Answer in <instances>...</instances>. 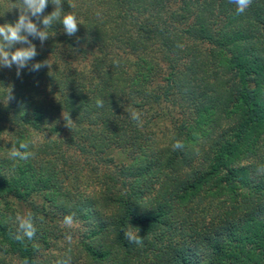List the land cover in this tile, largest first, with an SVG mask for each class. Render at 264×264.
I'll use <instances>...</instances> for the list:
<instances>
[{"label":"trees","instance_id":"1","mask_svg":"<svg viewBox=\"0 0 264 264\" xmlns=\"http://www.w3.org/2000/svg\"><path fill=\"white\" fill-rule=\"evenodd\" d=\"M16 3L0 0V25ZM62 8L75 35L57 22L43 44L29 37L38 55L19 77L0 68V264H264V0L240 15L229 0ZM22 140L34 155L12 161ZM28 212L37 233L21 243Z\"/></svg>","mask_w":264,"mask_h":264},{"label":"clouds","instance_id":"2","mask_svg":"<svg viewBox=\"0 0 264 264\" xmlns=\"http://www.w3.org/2000/svg\"><path fill=\"white\" fill-rule=\"evenodd\" d=\"M49 3L55 6V10L48 15H44ZM63 0H17L14 8L19 9V18L13 25L6 23L0 25V68L11 69L13 65L16 66L17 76L21 75V70L28 67L30 62L38 55L36 45L32 42V39H39L41 44L48 40L49 34L47 29L51 28L55 23L59 22L63 25L64 32L68 36H73L78 32V25L81 23L78 21L77 16L71 12L62 15ZM229 3L236 5V14H243L253 3V0H229ZM74 7V5H71ZM99 15V12L97 13ZM17 44L24 45L22 47L13 50V47ZM118 63V62H116ZM43 67H49L48 60L40 61L31 64V71H39ZM97 107H103L104 102L98 99ZM131 119L137 122V126H142V120L138 112L129 113ZM66 126L72 123L70 115L65 117L63 115ZM35 144L34 140H22L18 145L13 144L8 152V158L12 161H27L34 153L30 151V148ZM173 150H181L184 148V144L181 140H176L172 145ZM258 175H264V166H260L256 169ZM75 214L66 215L63 219V226L72 228L75 221ZM17 233L14 239L23 243L25 238L27 240H34L37 227L36 217L33 213L28 212L26 215H17ZM127 230H123L124 238L131 244L137 246H143V237L140 235V229L133 227L129 223ZM66 242L71 245L73 243V236L69 233L65 235ZM33 248L38 250V246L33 245ZM71 252L69 247L68 253ZM23 264H29V261L25 259ZM56 264H72L71 255L65 254L62 258L56 261Z\"/></svg>","mask_w":264,"mask_h":264},{"label":"rangeland","instance_id":"3","mask_svg":"<svg viewBox=\"0 0 264 264\" xmlns=\"http://www.w3.org/2000/svg\"><path fill=\"white\" fill-rule=\"evenodd\" d=\"M74 230H77L79 229V224L75 223L74 226H73Z\"/></svg>","mask_w":264,"mask_h":264}]
</instances>
